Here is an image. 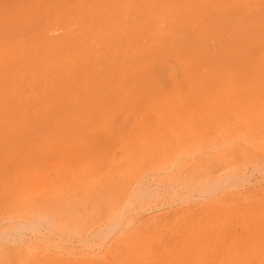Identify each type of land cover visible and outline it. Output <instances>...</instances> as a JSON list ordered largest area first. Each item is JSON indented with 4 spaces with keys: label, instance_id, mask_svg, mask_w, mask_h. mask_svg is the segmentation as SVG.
Listing matches in <instances>:
<instances>
[{
    "label": "rangeland",
    "instance_id": "rangeland-1",
    "mask_svg": "<svg viewBox=\"0 0 264 264\" xmlns=\"http://www.w3.org/2000/svg\"><path fill=\"white\" fill-rule=\"evenodd\" d=\"M173 1L0 0V231L41 216L60 231L51 242L19 231L31 246L1 239L0 264H202L163 222L110 237L116 257L98 263L102 250L88 256L92 250L67 237L97 226L92 219L112 193L106 178L122 168L131 146L159 140L160 131L165 143L186 129L230 122L229 111L264 100V0ZM250 154L231 168L261 160ZM263 177L218 194L228 212L210 226L220 232L217 250L226 262L264 264ZM166 199L148 212L150 222L186 209ZM63 239L67 250L54 248Z\"/></svg>",
    "mask_w": 264,
    "mask_h": 264
},
{
    "label": "bare ground",
    "instance_id": "bare-ground-1",
    "mask_svg": "<svg viewBox=\"0 0 264 264\" xmlns=\"http://www.w3.org/2000/svg\"><path fill=\"white\" fill-rule=\"evenodd\" d=\"M176 1H173V2H176ZM156 5L154 6L156 7ZM101 6L103 7V5ZM151 6L153 5L151 4ZM159 6H160V3H159ZM126 12H123V13L126 14ZM159 30L160 29H158V31ZM145 31L143 33L144 35H145ZM158 35L159 34L157 33V36ZM117 38H119V36ZM123 50H124V45H123ZM98 57H100L99 53H98ZM59 68L57 70H59ZM66 73L64 75H66ZM228 113H230V116H228L230 117V122L222 121L219 123H207L201 128L186 129V132L184 133L183 136L170 137V139L168 140L169 142H165V143H160V141L163 138H165L164 131H160L161 135H159V140L151 141L147 139H142L141 142L131 146L130 149L127 150L126 152L127 154L122 157V160H121V163L123 165L122 168H120V170L115 171L112 175L106 178L109 182L112 193L106 191L107 192L106 194L109 193L108 195L110 197V203L107 204L108 208L102 211L98 216H94L92 219V224L97 225V226L94 227L91 233L85 234V235L83 234L84 230L82 229L80 230L76 229L74 232L71 231L70 234L66 231L69 235V236L66 235L68 237V241L71 240L70 242H74L75 239L77 240L79 239L81 246L92 250L91 252H88V251L85 252V254L88 256L98 255L97 253L102 250L103 251L102 253L104 255L98 257L96 261L92 262V263H98L99 259L100 261H104L105 259H107V257H111L113 259L116 257L114 256V253H113V247L111 248V244L109 242L110 237H113L114 235H132L135 231L139 229H143V227L147 228L152 225L153 226L158 225L159 227V225L163 222L162 226L164 227L172 226L171 230H174L168 236L170 237L173 236L177 238V232L180 231L179 232L180 238H178V241L176 240L177 244L179 245L180 244L179 242H181L183 250L188 251L190 248H192L193 256H202L203 258L202 264H232L231 262H226L221 259L220 254L218 253V250H217L218 249L217 243L219 242L218 236L220 232L215 227L210 226V223L211 221L215 223L216 219L219 217L218 212H220L221 215H224V213L226 214L228 212L224 207H222L225 204H223V199L221 200L218 197L219 193H221L222 191L225 192L226 189L229 190L231 187L235 188L237 186L244 185L250 182L251 179L257 174L258 176L259 174L264 176V100L262 99L261 101H258L256 104L251 105V107L247 109L246 111L232 110V111H229ZM149 129H150V126H149ZM227 148L228 150L226 151L225 149ZM170 149L172 150L168 151ZM178 150H183V151L177 154L171 162V158L173 157L174 153H176ZM238 150L239 151L241 150L242 153H239ZM254 152H257V154L260 155L261 157L260 161H258L257 163H250V164L245 163L243 167H240V168H237V167L231 168V166L233 165L235 161L243 159L244 156L248 157L251 155L250 153H254ZM228 153H231V154H228ZM134 155H136V157H134ZM191 157H194V160H195L193 164H189V161H188V158H191ZM169 161L174 166L172 167L170 166L172 164H169L171 168H169L168 173L170 174L164 175L162 173H164L167 170V168H163L160 166H163V164H166ZM248 161L249 159H247L245 162H248ZM223 170H226V171L222 173L221 171ZM219 172H221V174L217 175V173ZM259 181H261V179ZM93 188L96 190L101 189V185H99L98 187L93 186ZM167 197L169 200L166 199V201L167 202L170 201L167 204H170L171 202L182 203L186 206V209L184 208L179 209L177 211L178 216L174 219H171L170 217H168V218H164V220L161 221L159 218L157 219V217L156 218L153 217L155 220L150 222L152 218L149 217V215H147L148 212H150L151 210L154 211L153 209H156L159 206L158 203H162L160 201H162V199H165ZM247 198H249V196ZM62 202H63L62 204L63 207L61 206V208L63 209L65 208V205L67 204L68 199H66L65 197H62ZM161 205L163 206V203ZM85 216L86 215H84V217ZM8 217L12 218L10 216ZM22 217L20 216L19 218L21 219ZM33 220H35V218L32 219L30 217L29 219H26L24 221L19 220L20 222L17 221L15 223L9 224L8 226H6V228L0 231V240L1 239L8 240L11 242L15 241L16 239L18 240L19 235L17 236V233L19 231L22 235H26V233L25 234L23 233L26 231L27 232L30 231L40 236V238H42L43 240L49 239L50 241L52 238H54L53 240H57L55 236L60 231L57 230L56 227L54 228L53 224H51L52 222H50L48 218L46 217L44 218L43 216H41L36 221H33ZM44 227L47 229V233L43 232V229L45 230ZM75 227H78V226H75ZM212 227L215 229H213ZM62 228H65V227H62ZM35 234H34V237H35ZM62 236H65V235L62 234ZM22 238H19V239H22ZM60 239H61V235H60ZM24 240H27V239L24 238ZM40 240L41 239H39V241ZM63 240H64L62 241L63 243L61 242L60 244H58V242L61 241L59 240L58 242L56 241V244L58 245L54 244L55 247L53 245L52 246L56 249H58L59 247L63 250L64 249L67 250L68 246L66 245L68 243L65 242L66 241L65 239ZM20 243L22 244V241ZM27 243L29 244L30 241L28 242L27 240ZM2 244L3 243H1V245ZM13 244L14 242L12 243V245ZM15 244H16V241H15ZM34 244L36 243L34 242ZM73 244H71V246ZM74 245L76 249V244ZM80 245L78 243L77 246H80ZM33 246L35 247L36 245H33ZM43 247L46 248V246H43ZM49 247L50 246H48L47 248ZM1 248H4V247H1ZM38 248L42 249L40 247ZM49 250H52V248L51 249L49 248ZM72 250L68 251V253L69 252L71 253ZM65 252L67 253V251ZM62 253L61 255L64 254ZM73 254H75V252ZM158 261L159 259H156L154 261V264H159ZM188 261L189 260H187L184 263L189 264ZM138 263L139 261L135 262V264H138Z\"/></svg>",
    "mask_w": 264,
    "mask_h": 264
}]
</instances>
